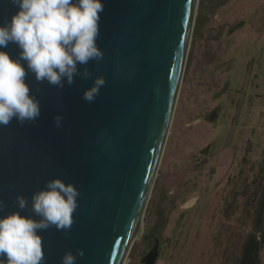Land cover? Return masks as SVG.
Masks as SVG:
<instances>
[{"label":"water","instance_id":"obj_1","mask_svg":"<svg viewBox=\"0 0 264 264\" xmlns=\"http://www.w3.org/2000/svg\"><path fill=\"white\" fill-rule=\"evenodd\" d=\"M103 4L97 39L103 58L78 65L80 74L63 89L37 83L29 73L26 82L40 101V117L0 126V216L31 215L18 208L17 195L30 208L33 193L54 178L73 183L80 193L69 232L51 227L39 233L44 264H62L63 255L77 249L84 255L76 264H119L154 172L193 0ZM17 11L12 0H0V26ZM0 50L11 57L20 51L13 43ZM98 76L106 84L87 102L83 92ZM155 255L153 247L143 262L154 264Z\"/></svg>","mask_w":264,"mask_h":264},{"label":"rangeland","instance_id":"obj_2","mask_svg":"<svg viewBox=\"0 0 264 264\" xmlns=\"http://www.w3.org/2000/svg\"><path fill=\"white\" fill-rule=\"evenodd\" d=\"M193 19L141 229L123 264H144L152 247L154 264H236L247 233L264 230V0H197Z\"/></svg>","mask_w":264,"mask_h":264},{"label":"clouds","instance_id":"obj_3","mask_svg":"<svg viewBox=\"0 0 264 264\" xmlns=\"http://www.w3.org/2000/svg\"><path fill=\"white\" fill-rule=\"evenodd\" d=\"M12 3L18 11L0 26V49L13 43L20 51L18 56L11 57L0 50V126L9 125L13 119L20 124L35 123L40 117V101L26 82L29 73L37 83L47 82L63 89L65 82L71 85L80 74L78 65L103 58L97 45L103 0H12ZM83 76L88 78L87 69ZM105 84L103 76L96 77L82 98L93 102ZM61 121L62 116L57 114L54 117L57 127ZM79 195L73 183L60 178L46 181L44 188L33 193L30 208L27 198L17 195L18 208L30 211L31 215L12 211L0 216V264H44L39 233L51 227L69 232ZM83 255V249H77L76 254L68 251L62 264H76L77 256Z\"/></svg>","mask_w":264,"mask_h":264},{"label":"bare ground","instance_id":"obj_4","mask_svg":"<svg viewBox=\"0 0 264 264\" xmlns=\"http://www.w3.org/2000/svg\"><path fill=\"white\" fill-rule=\"evenodd\" d=\"M196 1L197 0H193L189 26H188V30H187V37H186L184 48H183L181 64H180V67H179V70H178V74H177L176 89H175L174 95L172 97L171 106L169 108L170 109L169 116L167 118V122H166V125L164 127L163 137L161 139V143L159 145L158 152H157V155H156V160H155V164H154L155 167H154V172H153L152 177H154V173H155V170L157 168V165H158V162H159V158H160V155H161V150L163 148V145H164L166 137H167L168 128H169V124H170V117H171V114H172V111H173L175 99L177 97V92H178V89H179V86H180V82H181V78H182V72H183L184 63H185V58H186L187 50H188L187 47H188V43H189L190 33L192 32V29H193V21H194L193 16H194V12H195ZM151 181H152V178H151ZM150 187H151V182H150V184L147 187V190H146V193H145V196H144L141 208H140V212H139V215H138V219H137V222H136L135 229L133 230V232L131 234V237H130L128 243H127V246H126V248L124 250V253H123L122 257H121V260H120L119 264H123V262L125 261V256H126V254L128 252V249L130 247V243L133 241V238L136 235V233H138L139 230L141 229L142 216H143V212H144V209H145V206H146V203H147L146 200H147L148 194L150 192Z\"/></svg>","mask_w":264,"mask_h":264},{"label":"trees","instance_id":"obj_5","mask_svg":"<svg viewBox=\"0 0 264 264\" xmlns=\"http://www.w3.org/2000/svg\"><path fill=\"white\" fill-rule=\"evenodd\" d=\"M264 206V200H261ZM263 214L257 215V223H260ZM256 223V224H257ZM259 227V225L257 224ZM264 244V230L259 233V237L255 234H249L245 238L243 247L241 248V256L237 264H259V252Z\"/></svg>","mask_w":264,"mask_h":264},{"label":"crops","instance_id":"obj_6","mask_svg":"<svg viewBox=\"0 0 264 264\" xmlns=\"http://www.w3.org/2000/svg\"><path fill=\"white\" fill-rule=\"evenodd\" d=\"M261 196H262L261 199L264 200V193L261 194ZM263 205H264V204H263ZM255 228H257V227H254V230H253L254 233H247V234H255V235H257L258 232H259V231H258L259 229H255ZM257 237H258V235H257ZM262 248H263V246L261 247V250H260V252H259V264H264V259H263L264 257L262 256V253H261ZM235 262H236V261H235ZM236 264H237V262H236Z\"/></svg>","mask_w":264,"mask_h":264},{"label":"flooded vegetation","instance_id":"obj_7","mask_svg":"<svg viewBox=\"0 0 264 264\" xmlns=\"http://www.w3.org/2000/svg\"><path fill=\"white\" fill-rule=\"evenodd\" d=\"M262 202L260 201V204H261ZM259 211V210H258ZM258 214H261V213H258ZM257 214V215H258ZM257 215H256V219H255V221L257 222ZM256 224V223H255ZM153 248V247H152ZM144 264H146L145 262H143Z\"/></svg>","mask_w":264,"mask_h":264}]
</instances>
